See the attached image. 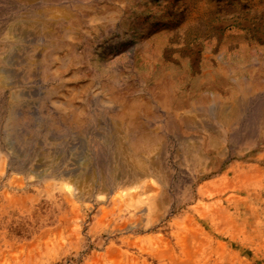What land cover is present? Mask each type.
I'll return each instance as SVG.
<instances>
[{"label":"rangeland","instance_id":"1","mask_svg":"<svg viewBox=\"0 0 264 264\" xmlns=\"http://www.w3.org/2000/svg\"><path fill=\"white\" fill-rule=\"evenodd\" d=\"M28 2L0 0V264H264V0Z\"/></svg>","mask_w":264,"mask_h":264},{"label":"bare ground","instance_id":"2","mask_svg":"<svg viewBox=\"0 0 264 264\" xmlns=\"http://www.w3.org/2000/svg\"><path fill=\"white\" fill-rule=\"evenodd\" d=\"M25 1H27V0H25ZM28 1H29V2L31 1V2H32L33 0H28ZM23 2H24V1H23ZM29 2H28V3H29ZM32 3H33V2H32ZM29 11H30V10H29ZM29 11H28V12H29ZM28 12H27V13H28ZM43 12H44V11H43ZM43 12H42V13H43ZM33 15H34V13H33ZM33 15H31V16H33ZM35 15L38 16V13L35 14ZM39 15H40V14H39ZM43 16L46 17L45 14H44ZM43 16L41 17V19L43 18ZM33 17H34V16H33ZM29 18H30V20H31V17H29ZM29 18H26V19H27L26 21H24V19L22 20V21H24V22L26 23L27 26L32 25V21H30ZM33 19H34V18H33ZM33 19H32V20H33ZM56 19H57V17L55 18V16H52V15L49 16V22H52V23H53V21L56 20ZM38 20H39V19H38ZM44 21H46V20H44ZM47 21H48V20H47ZM56 21H57V20H56ZM56 21H55V22H56ZM59 21H60V23H61V20H59ZM42 22H43V21H42ZM22 23H23V22H22ZM33 23H34V26H33L34 29H36V27L38 28V26H39V25L37 24L38 22L34 21ZM47 23H48V22H47ZM23 24H24V23H23ZM24 25H25V24H24ZM40 25H41V27H42V23H41ZM30 27H31V26H30ZM39 30H40V28H39V29H36V32H37V31L39 32ZM63 30L65 31V28L62 29V32H63ZM47 31H48V30H47ZM58 31H59V30H58ZM44 32H45V31H44ZM67 33H68V32H67ZM38 34H41V33L39 32ZM49 34H50V33H49ZM42 35H43V34H42ZM42 35H41V36H42ZM48 36H49V35H48ZM64 36H65V35H64ZM46 37H47V36H46ZM60 37H63V36L60 35ZM65 38H66V37H65ZM41 39H43V37H42ZM45 39H46V38H45ZM45 39H44V40H45ZM63 39H64V38H63ZM40 41H41V40H40ZM47 41H48V39L46 40V42H47ZM47 44H48V43H47ZM50 44H51V43H50ZM41 49H42V48H41ZM44 49H45V48H44ZM45 53H46V51H45ZM26 55H27V54H26ZM43 55H44V54H43ZM49 57H50V55H49ZM49 59H50V58H49ZM39 60H40V59H39ZM41 60H42V59H41ZM41 60H40V61H41ZM23 61H24V58H23ZM25 61L27 62L28 59L25 60ZM42 61H43V60H42ZM38 64H39V63H38ZM44 64H45V63H44ZM31 65H32V64H31ZM33 65H34V64H33ZM33 65H32V66H33ZM39 65H40V64H39ZM35 66H36V65H35ZM37 66H38V65H37ZM40 66L42 67V65H40ZM33 67H34V66H33ZM5 78H6V77H5ZM23 112H24V111H23ZM10 115H11V114H10ZM11 116H12V115H11ZM13 116H14V115H13ZM17 120H18V119H17ZM18 121H19V120H18ZM18 124H19V123H18ZM13 125H14V124H13ZM11 128H12V127H11ZM15 130H16V129H15ZM10 132H11V131H10ZM7 133H8V132H7ZM5 135H6V134H5ZM14 135H16V134H14ZM14 135H13V136H14ZM34 135H35V134H34ZM36 135H37V134H36ZM9 136H10V134H9ZM34 137H35V136H34ZM36 137H37V136H36ZM9 138H10V137H8V140H9V141H12V140H10L11 138H10V139H9ZM11 144H12V142H11ZM9 145H10V144H9ZM13 145H14V143H13ZM12 147H13V146H12ZM9 149H10V148H9ZM13 149H14V147L12 148V150H13ZM12 152H13V151H12ZM85 157H86V156H85ZM83 158H84V157H83ZM84 159H85V158H84ZM81 160H82V159H81ZM84 161H85V160H84ZM87 162H88V161H87ZM83 163H84V162H83ZM90 164H91V163H90ZM86 165H87V163H86ZM88 166H89V165H88ZM94 166H95V165H94ZM92 167H93V166H92ZM92 167H91V168H92ZM100 167H101V166H100ZM89 168H90V167H89ZM90 170H93V168L90 169ZM85 171H87V168L84 170V172H85ZM79 172H80V171H79ZM76 174H77V173H75L73 176H76ZM78 175H79V173H78ZM80 175H81V174H80Z\"/></svg>","mask_w":264,"mask_h":264}]
</instances>
